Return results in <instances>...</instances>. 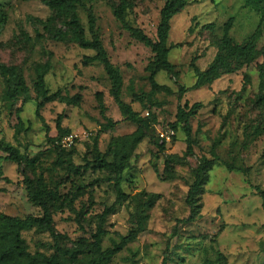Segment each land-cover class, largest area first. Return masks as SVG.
<instances>
[{"label": "rangeland", "instance_id": "1", "mask_svg": "<svg viewBox=\"0 0 264 264\" xmlns=\"http://www.w3.org/2000/svg\"><path fill=\"white\" fill-rule=\"evenodd\" d=\"M122 1L128 3L126 20L156 39L165 0H80L78 8L88 37L89 16L95 17L96 31L122 72V97L140 118L150 122L147 136L123 159L122 187L127 198L118 203L111 171L89 161L93 141L98 136L99 149L112 160L113 139L132 133L138 124L121 115L102 63H84L85 56L95 51L83 49L74 41L54 40L42 25L29 19H45L51 14L42 0H0V11L7 14L6 24L0 28V62L16 65L30 86L36 76L35 66L49 62L47 85L67 100L46 103L41 109L42 121L36 114L34 90L32 99H20L11 106L4 98L5 83L0 76V139L36 161L31 165L0 160V187L4 188L0 190V213L22 217L43 213L29 200L23 181V172H28L41 177L56 196L54 224L65 236L63 244L67 247H76L80 237L91 236L106 207L116 208L104 220L103 248L136 225L135 215L141 217L138 237L109 264H162L164 258L166 264H217L221 260L227 264H264V207L257 189L264 190L263 58L199 88L193 87L196 75L192 67H208L229 18H233L232 38L243 43L257 28L260 15L245 0H188L172 18L169 36V58L179 74L161 71L156 80L168 89L160 90L153 89L146 70L151 49L132 38L114 14ZM37 31L42 36L37 37ZM263 45L264 24L257 41L259 48ZM186 101L190 105L201 103L190 117L191 154L186 153L183 123L176 122L178 108ZM104 114L118 121L114 127L102 129L107 122ZM59 115L69 131L92 132L76 142L71 157L65 150L62 159L58 157L59 146L49 138L57 132ZM174 122V140L160 149L158 130ZM170 155L178 157L170 162L173 178H166L165 161ZM204 157L212 166L202 188L200 214L190 219L192 207L187 198L194 170ZM151 197L154 203L149 207ZM23 236L31 251L53 252L49 232L33 228ZM83 256L81 253L69 264H82Z\"/></svg>", "mask_w": 264, "mask_h": 264}, {"label": "trees", "instance_id": "2", "mask_svg": "<svg viewBox=\"0 0 264 264\" xmlns=\"http://www.w3.org/2000/svg\"><path fill=\"white\" fill-rule=\"evenodd\" d=\"M47 5L51 14L43 19L29 16V19L42 25L48 36L57 41H74L83 49H91L95 51L92 56H85L84 63L89 64L98 60L102 63L108 77L111 81L110 93L117 104L121 115L130 121L138 124L136 130L132 133L117 136L113 139L112 149L110 150L112 160H108L105 152H102L98 147V136L93 141V156L92 160L101 168L109 169L112 173V180L114 181L115 190L117 192L118 203L124 201L127 195L123 191L122 179L123 172L126 165L123 159L130 156L147 136L146 128L149 126V121L139 117V113L133 109L132 105L122 97V90L124 85L123 75L119 67H117L110 58V55L104 46L102 38L96 31L95 17L89 16V32L91 37L87 36L86 29L83 25L82 19L79 15L80 0H42ZM188 3V0H165L164 5L160 11V19L157 26V37L153 39L142 28L129 23L126 20V10L128 3L122 1L114 10V14L119 19L132 38L144 44L152 51V56L146 65V70L149 72V79L151 80L153 89L167 90V85L159 84L156 76L164 71L172 75H178L176 65L170 60L169 53L172 46L169 44V36L171 30V20L179 13ZM245 4L260 15V20L257 28L249 35L243 43L235 42L230 31L232 28L233 18H229L223 25V33L218 43V51L210 62L208 67L200 69L193 64V69L196 75V82L194 88H199L204 85L212 83L215 79L221 77L224 73H232L245 65H249L257 61L260 57L263 58L264 66V45L257 46V41L262 34V27L264 24V0H245ZM60 21V23H59ZM7 22V14L0 11V28ZM35 23V26L37 25ZM42 36L37 31V37ZM50 69V63L37 64L35 66L36 76L30 86L23 73L16 65L6 64L0 62V76L4 80L5 90L4 98L10 102L11 106L21 99L26 102L32 99L31 90L36 94V114L45 121L41 113V109L46 103L52 101L66 102V98L60 92H51L46 82V74ZM99 98H102V92L98 93ZM201 106L200 102L189 104L188 101L184 106H180L177 111L176 122L183 123V130L186 133L188 147L187 154L192 153V125L190 124V117L195 110ZM149 111V110H148ZM151 112L149 111L150 117ZM107 122L102 124V129H110L116 125L117 120L106 116ZM154 119V115L152 117ZM176 122L170 127L175 129L176 136ZM19 123H22L19 121ZM57 132L54 136H49L53 141L57 138L71 132L62 126V115H59L56 121ZM48 130L47 133H49ZM166 142L159 143L160 149L165 147ZM76 143L70 148H59V159H62L65 150H69L68 154L71 157L72 149ZM0 151L4 154L0 155V160L5 159L17 164L28 163L34 165L36 161L29 159L28 154L22 152L16 145L0 139ZM169 159L165 161L166 178H173V171L170 170V162L174 160L176 155L168 156ZM66 161V160H63ZM91 163V162H90ZM71 165V161L69 164ZM212 166L211 160L204 157L199 163L196 170H194V181L190 187L187 201L192 207L190 219L200 214L201 208V193L204 183L208 180V172ZM0 175H3V170L0 166ZM23 181L28 190L29 200L39 206L43 213L40 215L28 214L26 216L10 215L4 212L0 213V264H69V262L77 261L78 255L84 254V261L82 264H109L114 256L121 251L128 243L134 241L141 230V217L135 215L133 217L134 227L125 235L120 236L119 240H115L110 247L103 248L102 239L105 234L104 220L108 213L112 212L116 207L112 205L106 207L101 214L102 220L98 223L97 228L91 233L90 237H80L76 247H67L64 243L65 236L56 230L53 218L52 207L56 196L48 189L46 183L41 177H34L28 172H23ZM9 181V178H5ZM259 194L263 199L264 207V190L257 188ZM0 190L4 188L0 187ZM154 197V196H152ZM147 202V206L151 207L154 203V198ZM35 228L39 231H47L53 238V252L48 254L44 251H31L23 236V232ZM135 264V263H134ZM162 264H166V258L163 259ZM217 264H227L225 260H221Z\"/></svg>", "mask_w": 264, "mask_h": 264}, {"label": "built area", "instance_id": "3", "mask_svg": "<svg viewBox=\"0 0 264 264\" xmlns=\"http://www.w3.org/2000/svg\"><path fill=\"white\" fill-rule=\"evenodd\" d=\"M149 115V111H146ZM92 132L84 130L82 133L71 131L55 140L56 144L62 148H70L76 142L88 138ZM160 141L170 142L175 135V129L172 127L162 128L158 130Z\"/></svg>", "mask_w": 264, "mask_h": 264}]
</instances>
